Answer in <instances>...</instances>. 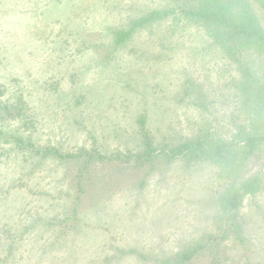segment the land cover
<instances>
[{"label":"rangeland","instance_id":"rangeland-1","mask_svg":"<svg viewBox=\"0 0 264 264\" xmlns=\"http://www.w3.org/2000/svg\"><path fill=\"white\" fill-rule=\"evenodd\" d=\"M187 1L202 0H0V264H164L197 240L182 264H264V148L240 176L263 178L239 208L243 238L222 241H205L222 234L220 166L130 157L143 129L154 144L205 126L228 140L250 116L212 26L168 17L114 41Z\"/></svg>","mask_w":264,"mask_h":264},{"label":"trees","instance_id":"trees-1","mask_svg":"<svg viewBox=\"0 0 264 264\" xmlns=\"http://www.w3.org/2000/svg\"><path fill=\"white\" fill-rule=\"evenodd\" d=\"M183 14V15H181ZM171 17L177 22L180 19L187 23H202L212 26L215 40L227 58L234 62L237 77L234 85L238 95L248 100L244 106L248 118H242L236 126V133L226 140L208 128L199 127L192 135L176 144H154L142 130L145 137L144 146L132 154L110 152L109 158L123 157L146 159L157 152H165L167 156L189 157L191 159H207L220 166V175L225 188L219 197V203L225 217L222 219V234L207 235L205 241L223 240L232 235L236 239L242 237V223L238 220L239 208L243 199L256 192L262 183L260 173L240 178L245 160L255 151L264 148V0H202L190 6L188 1L182 6L155 10L144 14L133 21L126 29L114 31V41L120 43L129 38L136 28L147 23ZM253 49L256 63H249V50ZM166 148V149H165ZM35 149V148H34ZM129 151V150H128ZM87 152L88 158H103L104 154L94 148H82L79 155ZM47 153L69 158L77 156L71 152L62 153L52 148ZM96 155V156H95ZM242 177V176H241ZM201 241V240H200ZM206 245V243H205ZM199 240L180 250L173 261L165 260L164 264H182L189 261L199 248L205 247Z\"/></svg>","mask_w":264,"mask_h":264}]
</instances>
